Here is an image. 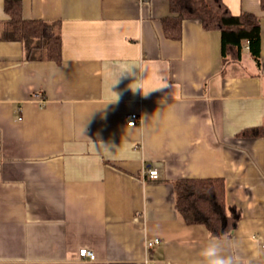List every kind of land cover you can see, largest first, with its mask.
Listing matches in <instances>:
<instances>
[{"label": "crops", "instance_id": "1", "mask_svg": "<svg viewBox=\"0 0 264 264\" xmlns=\"http://www.w3.org/2000/svg\"><path fill=\"white\" fill-rule=\"evenodd\" d=\"M262 1L223 0L257 16V62L247 43L225 60L220 31L197 19L167 37L168 0H23L25 19L59 25L56 63L6 38L0 0V264H200L213 239L264 264ZM153 167L158 179L143 175ZM209 178L241 211L230 237L176 208L177 181Z\"/></svg>", "mask_w": 264, "mask_h": 264}, {"label": "trees", "instance_id": "2", "mask_svg": "<svg viewBox=\"0 0 264 264\" xmlns=\"http://www.w3.org/2000/svg\"><path fill=\"white\" fill-rule=\"evenodd\" d=\"M171 16L163 19L167 37L179 39L186 19L200 20L206 30H219L221 49L226 60L234 49L241 58L243 43L248 44L255 61L261 57V27L256 15L243 12L234 15L223 0H168ZM264 7V0L262 1ZM10 15L7 39L23 43L29 61H62V40L58 24L27 20L23 16V0H5ZM260 134L258 129L254 130ZM226 185L222 179H184L175 183L176 208L187 224H203L213 237H230L236 229L241 211L228 206Z\"/></svg>", "mask_w": 264, "mask_h": 264}, {"label": "clouds", "instance_id": "3", "mask_svg": "<svg viewBox=\"0 0 264 264\" xmlns=\"http://www.w3.org/2000/svg\"><path fill=\"white\" fill-rule=\"evenodd\" d=\"M166 82L160 83L159 85L151 88L150 90H143L145 95H147L152 90L162 89L167 87ZM236 247V245H233ZM202 260L200 264H243L241 257L237 254H226L224 248L221 247L219 241L213 239L211 240L200 252Z\"/></svg>", "mask_w": 264, "mask_h": 264}, {"label": "built area", "instance_id": "4", "mask_svg": "<svg viewBox=\"0 0 264 264\" xmlns=\"http://www.w3.org/2000/svg\"><path fill=\"white\" fill-rule=\"evenodd\" d=\"M140 116L139 114H129L127 116V124L128 126H136L138 125V123L140 122ZM143 175L146 177H149L151 179H158L160 177V173L159 170L157 168H145L143 170ZM160 240L159 239H155L154 241H151L147 244L148 248H152L153 246L159 244ZM79 257L82 259H87L89 261H96L97 260V255L96 253L91 250L88 247H83L79 250L78 252Z\"/></svg>", "mask_w": 264, "mask_h": 264}]
</instances>
